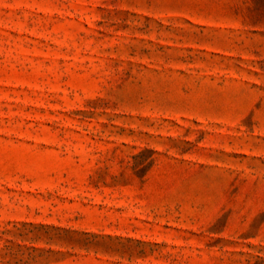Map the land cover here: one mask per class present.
I'll return each instance as SVG.
<instances>
[{
  "label": "rangeland",
  "instance_id": "1",
  "mask_svg": "<svg viewBox=\"0 0 264 264\" xmlns=\"http://www.w3.org/2000/svg\"><path fill=\"white\" fill-rule=\"evenodd\" d=\"M0 264H264V0H0Z\"/></svg>",
  "mask_w": 264,
  "mask_h": 264
}]
</instances>
